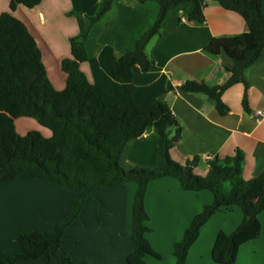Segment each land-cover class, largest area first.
Here are the masks:
<instances>
[{"label":"crops","instance_id":"0c3cea01","mask_svg":"<svg viewBox=\"0 0 264 264\" xmlns=\"http://www.w3.org/2000/svg\"><path fill=\"white\" fill-rule=\"evenodd\" d=\"M101 1L42 0L33 8L19 5L13 12L34 35L49 79L58 90L66 86L67 74L62 69V61L72 57L70 40L86 31L88 16L96 13ZM10 3L11 0H0V15L10 10ZM159 9L155 1L113 0L110 10L94 26L86 43L88 60L81 64V69L92 83L112 78V65L134 48L156 20ZM189 11L190 4L171 10L161 33L147 45V54L155 65L148 72L135 66V101L139 106L159 98L167 101L182 127V139L171 149L175 161L185 165L194 157H200L194 172L206 176L211 159L232 157L241 150L245 157L242 176L250 180L264 171V51L246 72L250 83V112L243 106L245 86L237 83L223 94L229 111L220 114L207 95L184 92L182 85L188 80L224 84L231 76L228 62L221 55L208 52L206 47L222 36L244 33L248 26L240 14L223 8L217 0H205L206 22L203 24L189 21ZM37 130L46 137L52 134L51 131L46 134L43 128ZM145 134L127 144L121 158L126 169L155 168L161 164L157 129L150 128ZM18 181H22L31 194L23 197L14 193L4 198L12 208L5 212V224H0V262L21 251L19 232L38 227L45 236L52 237L57 225L82 196L80 190L63 189L42 180L10 182ZM138 188L139 183L131 180L111 188L92 189V198L87 200L79 219L66 230L61 250L76 263L128 264L127 257L133 251L137 231L133 206ZM213 199L209 190H183L173 177L151 181L145 202L151 227L147 237L162 254V259L147 256V262L176 264L175 243L182 239L194 216ZM33 217V222L25 220ZM259 218L261 237L243 244L234 264H264V212ZM242 220L243 212L237 206L217 211L202 227L186 264H217L212 259V249L218 233L232 232ZM57 263L55 258L52 264ZM17 264H41V261Z\"/></svg>","mask_w":264,"mask_h":264},{"label":"trees","instance_id":"16d2710c","mask_svg":"<svg viewBox=\"0 0 264 264\" xmlns=\"http://www.w3.org/2000/svg\"><path fill=\"white\" fill-rule=\"evenodd\" d=\"M42 0H11L10 10L0 15V183L17 180H42L63 189H77L82 196L75 202L55 234L47 237L34 227L19 232L21 251L2 260L0 264L41 261V264L76 263L61 250L63 237L69 226L79 219L92 189L111 188L135 180L139 188L133 206L137 231L128 264H149L147 256L162 259L154 249L147 233L151 231L146 210V193L151 181L173 177L185 191L209 190L214 199L196 214L181 240L174 245L176 264H186L189 251L200 236L202 227L219 210L237 206L243 212L240 225L230 233L220 231L216 237L212 259L217 264H234L240 247L261 237L259 215L264 212V171L245 180L242 176L244 153L214 157L206 176L194 172L200 157L183 165L171 156V149L182 139V127L171 107L162 98L139 106L135 101L134 68L144 72L155 62L147 54L149 42L161 33L167 14L183 4H190L188 20L206 22L205 0H137L155 1L159 5L156 20L144 31L134 48L112 65V78L92 83L81 64L88 60L87 40L94 26L110 10L113 0H102L94 15L88 16L85 32L71 38V58L62 61L67 74L62 90L54 87L43 62L41 49L26 24L13 12L19 5L33 8ZM223 8L240 14L248 31L222 36L206 50L221 55L231 72L220 85H209L203 80H188L182 85L187 93H202L216 104L220 114L229 107L223 102L225 91L237 83L245 86L243 106L250 112L247 70L264 51L263 0H217ZM29 117L50 129V137L39 130L25 135L17 131L15 120ZM150 128L159 134L161 164L150 168L135 166L126 169L121 158L127 144L141 137Z\"/></svg>","mask_w":264,"mask_h":264},{"label":"rangeland","instance_id":"374dc122","mask_svg":"<svg viewBox=\"0 0 264 264\" xmlns=\"http://www.w3.org/2000/svg\"><path fill=\"white\" fill-rule=\"evenodd\" d=\"M16 126H17V131H19V133H21V134L26 133L30 130H37L38 128L39 129L43 128L44 132L46 134L50 131L48 128L39 124L37 120H35L33 118H28V117L27 118L26 117L19 118L16 122ZM21 182L18 181L15 184H12L13 182H4V183L0 184V224H5L6 219H7V218H5V212H9L11 210L10 208H12V205L9 206V205H7V203H5L4 198L7 199L9 195L11 197L14 195V193H20L19 195H21L23 197L28 195V194H31L27 191V189L24 188V186H23L24 184ZM28 185H29V187H32L30 184H28ZM34 185H36V184H34ZM24 217H27V216H24ZM13 219L14 218H11V221H13ZM25 220L28 221V223H30V222H33L35 220V218L33 217V218H30L29 220H28V218H25ZM14 221H15V219H14Z\"/></svg>","mask_w":264,"mask_h":264},{"label":"built area","instance_id":"2783aa9c","mask_svg":"<svg viewBox=\"0 0 264 264\" xmlns=\"http://www.w3.org/2000/svg\"><path fill=\"white\" fill-rule=\"evenodd\" d=\"M181 19H183V18H181ZM258 114L261 115L262 111H259ZM143 136H146V134L144 133Z\"/></svg>","mask_w":264,"mask_h":264}]
</instances>
